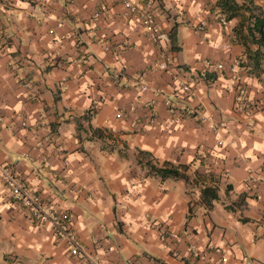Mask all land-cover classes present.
<instances>
[{
	"label": "crops",
	"instance_id": "1",
	"mask_svg": "<svg viewBox=\"0 0 264 264\" xmlns=\"http://www.w3.org/2000/svg\"><path fill=\"white\" fill-rule=\"evenodd\" d=\"M152 1L166 42L121 0H0V264H83L4 171L69 213L102 264H264V74L240 67L238 22L222 23L218 0ZM163 61L196 76L194 118L170 113ZM139 151L189 180L150 174Z\"/></svg>",
	"mask_w": 264,
	"mask_h": 264
},
{
	"label": "built area",
	"instance_id": "2",
	"mask_svg": "<svg viewBox=\"0 0 264 264\" xmlns=\"http://www.w3.org/2000/svg\"><path fill=\"white\" fill-rule=\"evenodd\" d=\"M121 1L131 12L139 15L145 32L151 41L154 43H162L169 40L168 33L163 31L158 25L157 14L152 0L139 9L129 0ZM222 23L226 24L227 22L223 20ZM198 29L203 30V27L199 26ZM159 69L171 73L175 90L179 93V99H166V105L168 106L170 113L179 120L194 118L197 115V110L191 107L185 100L190 97V94L196 85V76L181 71L177 66L168 61L160 63ZM218 69L220 70L222 67L218 66ZM238 81L241 82L240 77L238 78ZM240 82L237 86L236 102L247 107L250 103L246 95V87ZM25 87L29 88V84H25ZM250 109L254 112L255 108L253 107V104ZM153 120L154 119L152 118V121ZM220 126L223 125L221 124ZM3 179L10 189L12 197L23 202L34 222L42 225L50 224L55 235L59 239L68 243L70 254L72 256L81 258L83 264H102L99 260L88 254L85 247L80 243L77 234L72 231V217L69 213L57 211L52 207L46 206L42 197L28 190L23 183L17 180L12 172L4 171ZM254 182L255 180L251 179L250 185L255 186L256 184ZM162 232L164 236L169 238L175 237L174 233L169 229H163Z\"/></svg>",
	"mask_w": 264,
	"mask_h": 264
},
{
	"label": "trees",
	"instance_id": "3",
	"mask_svg": "<svg viewBox=\"0 0 264 264\" xmlns=\"http://www.w3.org/2000/svg\"><path fill=\"white\" fill-rule=\"evenodd\" d=\"M217 7L224 16V20L231 22L237 20L233 28L236 40L245 49V60L240 62V67L250 77L261 78L264 74V9L256 0H218ZM171 40H176V35L171 34ZM145 167L150 174L162 180L188 181V166L176 165L166 161L158 163L149 152L139 151ZM217 199V194L213 195Z\"/></svg>",
	"mask_w": 264,
	"mask_h": 264
}]
</instances>
